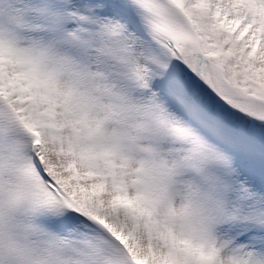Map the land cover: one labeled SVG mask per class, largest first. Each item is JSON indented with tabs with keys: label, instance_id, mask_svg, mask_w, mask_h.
<instances>
[{
	"label": "snow or ice",
	"instance_id": "obj_1",
	"mask_svg": "<svg viewBox=\"0 0 264 264\" xmlns=\"http://www.w3.org/2000/svg\"><path fill=\"white\" fill-rule=\"evenodd\" d=\"M0 264H264V0H0Z\"/></svg>",
	"mask_w": 264,
	"mask_h": 264
}]
</instances>
